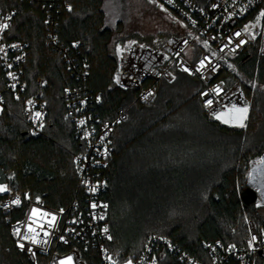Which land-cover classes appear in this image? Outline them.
<instances>
[{
    "label": "trees",
    "instance_id": "trees-1",
    "mask_svg": "<svg viewBox=\"0 0 264 264\" xmlns=\"http://www.w3.org/2000/svg\"><path fill=\"white\" fill-rule=\"evenodd\" d=\"M105 1L53 0L50 24L40 3L0 0L3 8L16 9L8 37L27 43L22 66L25 90L18 98L3 91L0 100V185L28 191L54 207L73 198L77 188L73 153L79 146L63 93L68 87H82L98 94L91 108L101 117H111L117 107L132 103L116 127L106 170L109 248L116 259L135 257L150 234L164 235L198 256L204 255L202 242L208 239L243 242L244 214L252 210L242 203L240 193L247 187L250 162L264 155V52L259 54L257 44L250 45L228 59L237 72L223 70L229 82L239 75L244 78L250 103L244 127L207 115L197 98V81L180 72L170 82H158L155 99L142 104L134 101L135 90L114 83L118 58L110 45L113 31L106 22ZM164 38L146 43L159 47ZM63 48L73 57L75 69L62 59ZM79 67L85 72L78 74ZM39 76L44 79L46 115L42 132L28 137L21 112L24 99L38 89ZM247 80L257 86L251 88ZM15 148L25 151L19 174L6 155H16ZM9 223L0 212V264H33L15 246ZM87 254L82 253L87 264H98ZM37 260L44 264L40 256Z\"/></svg>",
    "mask_w": 264,
    "mask_h": 264
},
{
    "label": "built area",
    "instance_id": "built-area-1",
    "mask_svg": "<svg viewBox=\"0 0 264 264\" xmlns=\"http://www.w3.org/2000/svg\"><path fill=\"white\" fill-rule=\"evenodd\" d=\"M26 1L45 6L48 21L54 24L49 11L53 0L47 3L45 0ZM153 1L172 13L183 28L169 33L159 47L139 40L128 43L118 56L115 85L135 90L134 101L148 104L156 97L157 83L170 82L175 73L180 72L197 81V98L207 115L217 117L234 110L233 106L249 109V98L242 83L229 82L223 70L229 58L250 45L257 44L258 53L264 52V0ZM15 13V7L5 9L0 5V25L9 24L7 29H0V66L4 74L0 100L3 91L16 98L22 96L26 86L22 66L27 43L8 37ZM78 44L79 41L73 43ZM61 54L64 62L75 69L77 65L65 48L61 49ZM80 67L78 74L85 72ZM36 83L38 89L24 99L22 108L28 137L42 132L46 115L43 77H37ZM63 98L79 146L73 153L77 170L73 198L54 207L28 191L9 189L4 183L0 185V212L10 219L9 233L15 246L30 262L36 264L40 256L44 264H87L82 256L87 251V256L96 259L98 264H264V174L247 182L255 190L256 198L249 204L252 214L245 213L247 232L243 242L208 239L202 242L204 255L198 256L164 235L150 234L135 257L116 259L109 248L111 232L104 196L108 188L106 170L114 149L116 127L126 119L132 103L117 107L111 117H101L91 108L93 102H98L97 93L82 87H68ZM209 100L211 105L207 103Z\"/></svg>",
    "mask_w": 264,
    "mask_h": 264
},
{
    "label": "rangeland",
    "instance_id": "rangeland-1",
    "mask_svg": "<svg viewBox=\"0 0 264 264\" xmlns=\"http://www.w3.org/2000/svg\"><path fill=\"white\" fill-rule=\"evenodd\" d=\"M104 10L106 13V22L113 31L110 45L117 54V58L124 50V47L131 41L141 40L143 42H148L152 38L155 40L163 39L166 34L177 32L183 28L182 23L172 13L158 7L154 4L153 0H106ZM225 65L226 68L237 72L235 63L231 60H228ZM236 80L241 83L244 82V78L240 77V75L236 78ZM164 81L165 80H161L160 84ZM246 84L251 88L257 86L256 82L253 80H247ZM238 116L239 113L232 110L224 112L214 118L224 124L239 127L237 126L239 124ZM246 120H244V124L246 123ZM24 152V150L16 149V155H11L10 153L6 154L11 161H14V171H17L18 174ZM32 157L39 159L36 154L32 155ZM7 174L9 177L13 178L11 172L8 171ZM263 174L264 155L255 157L250 162L247 171V182L252 181L257 177L260 178ZM246 214H248V212Z\"/></svg>",
    "mask_w": 264,
    "mask_h": 264
},
{
    "label": "snow or ice",
    "instance_id": "snow-or-ice-1",
    "mask_svg": "<svg viewBox=\"0 0 264 264\" xmlns=\"http://www.w3.org/2000/svg\"><path fill=\"white\" fill-rule=\"evenodd\" d=\"M8 27H9V24L8 23H3L2 25H0V29H7ZM235 35L236 36H239L240 33H236ZM241 43H243V41H241ZM149 95H151V93H149ZM207 103H208V105H211L212 104V101L209 100V101H207ZM233 108H234L235 112L239 113V116H238L239 124L237 126L244 127L245 126L244 120L247 119V112H248L247 106H245V107H239V108L233 106ZM36 116L39 117L40 116V113H36ZM81 123H83V121H81ZM0 190H2V189H0ZM15 202L18 203L19 201L17 200ZM17 234H19V232H17ZM25 238H27V237H25ZM255 239H256V237L253 236L252 237V240L254 241ZM32 242L33 243L36 242L34 238H33ZM20 247L23 249L24 248V245L21 244ZM68 260L70 261L71 260V257H69ZM61 264H63V262H61Z\"/></svg>",
    "mask_w": 264,
    "mask_h": 264
},
{
    "label": "water",
    "instance_id": "water-1",
    "mask_svg": "<svg viewBox=\"0 0 264 264\" xmlns=\"http://www.w3.org/2000/svg\"><path fill=\"white\" fill-rule=\"evenodd\" d=\"M240 197H241V200L244 203V205H249L250 203H252L255 200L256 192L251 186L247 185V187H245L241 191Z\"/></svg>",
    "mask_w": 264,
    "mask_h": 264
}]
</instances>
